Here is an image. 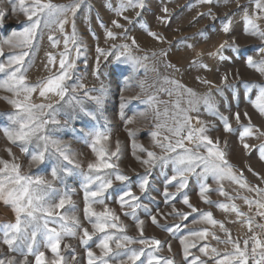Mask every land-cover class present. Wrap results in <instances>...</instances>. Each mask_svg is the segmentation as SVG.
<instances>
[{
	"label": "snow or ice",
	"instance_id": "obj_1",
	"mask_svg": "<svg viewBox=\"0 0 264 264\" xmlns=\"http://www.w3.org/2000/svg\"><path fill=\"white\" fill-rule=\"evenodd\" d=\"M199 2L213 5L217 0ZM249 2L254 6L252 14L248 12L247 4L238 3L237 10L243 12L244 32L261 40V44L254 46L260 59L237 42L231 14L218 17L209 7L206 12L198 13L192 23L204 17L213 22L221 20L220 31L229 39L219 43L215 52L209 55L225 63L241 61L264 75V28L258 23L264 19V0ZM82 6L88 12L92 11L86 0H69L68 3L0 0V58H3L0 59V90L10 93L0 99L11 106L10 111L0 113L5 118L0 122V133L27 158V170H24L13 147L4 149L10 159L0 156V202L15 213L14 222L0 224V244L7 249L0 250V264H80L72 243L63 244L62 248L65 238L76 239L84 246L86 264H176L172 256L160 255L165 244L168 251H172L170 242L145 235L141 212L152 225L179 239L185 264H264V222H261L264 221V187L250 185L243 170L237 174L227 151V137L235 136L245 152H255L264 161V142L248 143L251 138L264 137V131L252 122L247 111L243 112L246 123L241 121V111H232L233 107L239 109L246 101L264 116V82L223 73L220 76L222 86L218 85L215 92L225 102L228 115L220 110L224 105L215 100L211 90L200 95L179 80L168 77L164 78L165 83L174 88L158 91L168 96L175 92L176 110L171 115L167 107L161 113L159 105L169 102L160 100L158 91L149 93L147 87L151 86L146 87L145 81H138L143 94L125 96L121 90L120 116L128 124L133 123L134 118L126 117L125 109L133 103L145 106L140 116L151 111L158 121L161 115L165 117L162 122L155 123L149 133L153 147L137 143L136 130L128 129L132 155L142 171L122 167L124 151L119 139L112 140L105 105L112 94V84L119 87L122 82L127 88L141 69L148 70L145 61L149 59L148 55L136 54L140 45L135 36H129L127 25L140 23L149 36L161 43L167 38L143 21L144 13L149 9L146 0H119L113 11L126 23L115 19L111 21L112 28L104 25L106 46L96 44L91 67V74L100 83L99 87H89L83 82L77 64L81 61L85 69L88 68V45L76 25L77 13ZM129 10H135V19L125 14ZM162 11L164 15L158 16L157 21L168 26L173 16L167 7ZM17 13L25 19L14 26L10 18ZM69 25L70 33L66 27ZM210 27L216 25L213 23ZM113 28L121 31H113ZM92 34L95 36L94 31ZM45 35L52 49H60L61 43L63 49L45 53L43 68L48 74L33 81L29 72ZM195 36L207 39L208 32L201 29ZM96 39L99 41L98 36ZM190 39L183 36L175 44L194 48V43H188ZM167 42L172 44V41ZM168 54V50L161 49L159 54L153 51L152 57H167ZM166 67L179 71L171 62ZM189 68L210 70L208 64L199 59L192 60ZM201 83L210 85L211 81L205 79ZM185 95L188 97L186 108L181 107V98ZM201 105L217 122L209 124L200 118ZM193 112L195 116L191 114ZM77 121L84 122L82 129L74 127ZM69 132L79 133L74 139L82 141L94 158L87 161L80 158L81 154L73 148L72 142L62 138ZM216 132L221 135L214 138L212 134ZM157 169L163 176L160 187L155 178ZM254 174L259 176V173ZM210 178L216 187L208 182ZM260 179L264 180V177ZM225 180L256 193V196L241 195L239 191L233 195L225 189ZM190 183L196 184L204 204L235 214L236 220L232 222L246 225L252 234L243 239L233 236L224 220L216 219L211 210L197 207L188 194ZM73 184H78L83 191V220L77 214L78 205L73 199L77 188ZM153 193L162 197V201H158ZM211 193H218L225 200H214ZM237 199L248 205L247 212L235 202ZM110 202L123 211L117 212ZM161 202L171 211L161 212ZM178 203L183 207L178 208ZM97 205L102 208L98 210ZM121 215L131 218L136 235L129 234V225ZM169 217H178L179 221L168 223ZM161 220L165 222L161 223ZM85 221L91 230L85 226ZM189 223L208 226L190 228ZM217 227L223 231V237L217 235ZM210 236L217 245L231 247L220 249L212 245ZM93 244L99 253L93 250ZM42 249L50 250L51 257ZM192 250L200 254L196 255Z\"/></svg>",
	"mask_w": 264,
	"mask_h": 264
},
{
	"label": "rangeland",
	"instance_id": "obj_2",
	"mask_svg": "<svg viewBox=\"0 0 264 264\" xmlns=\"http://www.w3.org/2000/svg\"><path fill=\"white\" fill-rule=\"evenodd\" d=\"M56 3H68L69 0H55ZM87 4L92 6V11L88 12L86 7L81 8V10L77 13L76 17V25L79 34L85 40V43L88 45V68L85 69L83 63L81 61H77L78 68L80 70V75L83 79V82L89 87L95 85L99 87L100 81H98L91 74V67L94 65V60L96 56L95 47L96 44L99 43L101 47H105V30L104 25L112 28V20L119 19L121 23H126L120 17L116 15V12L113 11L115 7L118 6L119 0H86ZM146 3L149 5V9L144 13L143 21L149 23L153 31H157L161 33L164 37L167 38V41H172L170 45L167 41L161 43L151 36L147 34V32L141 27L140 23H134L133 25H127L129 27V36H135L140 45V48L136 50V54L143 56L148 55L149 59L145 61L148 65V70L145 71L141 69L137 74L136 78L131 81L127 88L124 87L121 82L120 86L117 87L115 83L112 84V94L110 99L106 102L105 105V115L108 117L111 122L112 127V140L115 141L119 139L122 144V148L124 151V163L121 165L122 167L135 168L137 171H142V168L139 165V162L135 160V157L132 155V146H131V137L128 135V129L136 130V141L139 144H144L146 147H153L151 142V137L149 135L150 131L153 130V126L157 122H162L165 117L163 115L160 116L159 121L156 119L154 112H147L146 116H140L139 113L145 111L144 105H139L137 103H133L128 108L125 109V116L134 118V122L128 124L125 119L121 118L119 111L120 104V92L123 90V94L125 96H132L141 93V89L138 86V81H145L147 91L157 92L162 88H174L173 85L165 83V77L170 79L179 80L182 84L186 85L189 88L194 89L198 94L203 95L208 91L213 92V96L215 100L221 103V111L225 112L228 115L227 107L224 101L221 100L220 96L215 92V88L221 85L220 76L228 72L234 76H238L242 79H246L249 81L256 82H264V75H261L257 71L252 68L247 67L243 62L237 61L235 63L232 62H222L219 61L215 56L209 55V53L215 52L219 43H221L225 39H229L227 35H224L220 31V25L222 23L221 20H217L215 22L211 21L208 17H204L200 19L197 23H192L193 19L200 12H206L209 7L212 8V11L218 17H224L225 14H231L230 18L232 20L233 28L235 29L234 35L237 37V42L242 46L246 47L249 51V54H252L256 57V59H260L261 56L254 51V46L261 44V40L258 37L251 36L244 32L245 21L243 19V12L237 10V4H247L248 12L250 14L254 11V6L249 2V0H217L213 5L201 4L199 0H146ZM111 5V7H109ZM188 5H192L189 7ZM8 7V5H5ZM167 7L169 12L172 14V22L170 25L165 26L160 24L157 21V17L164 15L162 9ZM126 15L132 16L135 19V10H129L125 13ZM25 18L22 14H14L10 18V22L15 26L19 21H23ZM103 21V24L101 23ZM215 24L216 27H210V25ZM261 28H264V19H260L258 21ZM69 33L71 32V27L66 26ZM201 29H205L208 32L207 39H200L195 36V33ZM95 32V36L92 34ZM113 31H121L120 29L113 28ZM99 37V41H97L96 37ZM183 36H189L191 39L188 41L189 44H195L194 48H185L179 47L175 44V41ZM62 39V38H61ZM120 42V41H118ZM63 49V44L61 43L60 49H52L47 40V35L33 57L34 65L29 72V78L35 81L37 78L47 75L48 73L44 70L43 64L46 61L45 53L47 51H58ZM161 49L168 50L169 54L167 57H162L157 55L156 57H152V52L155 51L159 54ZM231 55V53H227ZM3 59V58H0ZM199 59L202 62L208 64L210 70H202L199 68H189V63L194 60ZM171 62L179 71H175L172 68L166 67V64ZM155 69V70H153ZM199 78V79H198ZM103 79V78H101ZM211 81V84L201 83V80ZM10 95L3 90H0V96ZM159 99L162 101H167V104H160V111L163 113L164 108L167 107L169 109V115H171L176 109L174 108V102L177 99L175 92H173L172 96H168L163 91H158ZM188 97L185 95L181 98V107H188L187 104ZM11 110V106L7 104L6 101L0 99V113L7 112ZM239 110L241 111V121L246 123L247 120L243 117V112L247 111L249 115L252 117V122L257 125L262 131H264V116H261L249 103L246 101L240 105L239 109L235 107L232 108V111ZM193 116L196 115L195 112L191 113ZM200 118L209 124L213 122H217L214 117L209 116L203 106H200ZM63 118V117H61ZM4 117L0 116V122L4 121ZM234 126L235 122L233 121ZM76 129H82L84 127V122L77 121L74 124ZM79 133L73 134L69 132L67 135H64L62 138L65 140H69L72 142V146L77 150L78 153L81 154L80 158L84 161L94 158V154L90 152V149L86 148L82 141H76L74 139V135H78ZM215 136H220L221 133L216 132L212 134ZM229 141L228 151V159L234 166V171L237 174L243 170V175L247 179L250 185L260 187H264V180H261L260 177H264V161L258 158V154L253 152L251 154L245 152V150L240 146L238 139L235 136L227 137ZM264 142V137L259 138H251L248 140L250 144H258ZM13 147V152L16 153L19 158L20 163L23 165L24 170H27V158L20 153L19 149L10 145L8 141L3 137L2 133H0V156H3L5 159H10V157L5 152V147ZM154 150L159 151L158 148H154ZM139 154V153H138ZM251 169V170H249ZM35 171V169H32ZM254 173H259V176ZM155 178L157 181V186H162L163 176L160 174L159 169L156 170ZM213 187L217 185L210 178L208 181ZM224 187L227 191L235 195L237 191L242 189L239 188L234 182H230L228 180L223 181ZM73 187L77 188V193L73 197L78 205L77 214L81 216L83 220V191L80 189L78 184H73ZM188 194L191 197V200L197 207L204 208L205 210H211L214 214V217L219 220H224L228 228L232 230L233 236H238L241 239L244 236V229H239V223H233L232 221L236 220L235 214H228L218 209L214 205H206L204 204L199 196H198V187L195 183H190ZM156 196L158 201H162V197H160L157 193H153ZM211 198L214 200L224 201L225 197L220 196L218 193H211ZM147 203V201H145ZM236 202V201H235ZM110 206L115 208L117 212H122L119 206L110 202ZM98 210L102 208V206H96ZM152 207V205H150ZM178 208H182L181 204H177ZM159 208L161 212L167 213L171 211V209L166 206L163 202L159 204ZM184 210H187L186 208ZM142 219L145 220V235L156 236L161 241H168L172 245V251L169 252L166 244L162 247L160 251V255L162 256H172L176 262V264H185L183 258V248L179 243V239L171 236L169 233L165 232L162 228L152 225L148 219V217L140 213ZM121 219L129 225V234L136 235L137 231L135 226L132 223L130 217H124L121 215ZM191 219V218H190ZM15 213L14 210L10 207L5 206L2 202H0V224L5 222H14ZM178 217H169L168 223L178 222ZM165 221L161 220V223ZM85 226L90 228V225L85 221ZM208 225L197 224L193 225L189 223L190 228H200ZM91 230V228H90ZM217 235L224 236V233L219 227L215 229ZM209 242L219 247L220 249L230 248V245L219 244L217 245L216 241L209 237ZM72 243L76 248L77 259L80 264H86V255L85 248L83 245L79 244L78 240L72 238H65L62 242L63 244ZM93 250L99 253V250L96 249L95 245H92ZM0 250L7 251L4 245L0 244ZM46 251V254L51 257V252L48 249H42ZM194 254L199 255L200 253L192 250ZM14 255V253H12ZM30 259H32L30 257ZM143 259V257H142ZM211 264V262H210Z\"/></svg>",
	"mask_w": 264,
	"mask_h": 264
},
{
	"label": "crops",
	"instance_id": "obj_3",
	"mask_svg": "<svg viewBox=\"0 0 264 264\" xmlns=\"http://www.w3.org/2000/svg\"><path fill=\"white\" fill-rule=\"evenodd\" d=\"M239 192H240L241 195H246V196H249V197H255L256 196V193H254V192H248V191H246L244 189L240 190ZM236 203L238 205H240V207L242 208L243 211H245V212L248 211V205L242 199H237L236 200ZM238 227H239V229H244V236H243V238H246V236H247V234L249 232L248 229H247V226L244 225V224L239 223Z\"/></svg>",
	"mask_w": 264,
	"mask_h": 264
},
{
	"label": "built area",
	"instance_id": "obj_4",
	"mask_svg": "<svg viewBox=\"0 0 264 264\" xmlns=\"http://www.w3.org/2000/svg\"><path fill=\"white\" fill-rule=\"evenodd\" d=\"M253 212H254V209H253ZM259 219V218H258ZM261 222H264V221H261ZM255 231H259V229H254ZM252 233H250V232H248V234H247V236H249V235H251ZM246 236V237H247ZM262 238H264V237H262Z\"/></svg>",
	"mask_w": 264,
	"mask_h": 264
}]
</instances>
